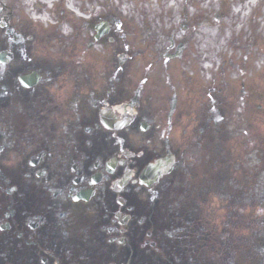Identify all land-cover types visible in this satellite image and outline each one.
I'll use <instances>...</instances> for the list:
<instances>
[{
  "label": "flooded vegetation",
  "instance_id": "flooded-vegetation-1",
  "mask_svg": "<svg viewBox=\"0 0 264 264\" xmlns=\"http://www.w3.org/2000/svg\"><path fill=\"white\" fill-rule=\"evenodd\" d=\"M18 29L20 37L0 38V71L4 77L0 79V122L8 124L10 132L5 133L0 123V159L3 158L0 163V264H122L125 246L116 241L122 237L124 225L116 218L122 211L134 218L149 210L145 203L138 204L148 191L146 188L132 187L120 194L113 192L111 186L108 188L110 180L121 179L125 172L120 165L125 161L122 149L137 151L140 147L135 139L146 135V112L132 105L141 99L138 93L131 95L130 88L134 86L136 73L135 55L130 49L121 52L118 47L113 48L117 40L109 43L105 54H93L86 49L82 54L74 52L75 49L71 53L53 52L50 43L62 41L43 38L31 42L32 46L42 49L39 54L31 49V39L27 41L26 33L21 30L27 28L19 26ZM75 45L76 42L67 43L64 48H75ZM3 54L5 56H1ZM122 55L127 63H122ZM142 55L146 57L147 52L143 51ZM56 56L77 63L70 70H63L50 64ZM166 57L172 61L170 54L157 58L166 60ZM80 59L89 61L85 67L101 66L104 72L114 67L116 89L111 86L113 80L105 81L103 72L94 86L86 71L76 75L74 70L81 68ZM136 60L142 62L143 58L137 55ZM150 67L146 61L144 65H136V71L140 68L145 71L143 83L151 81L156 93L153 95L176 104L187 83L183 71L176 64L156 63L155 71L166 76L167 83L161 87L158 82L163 81L161 78L149 80ZM30 76L33 78H28ZM72 86L77 89L65 98L66 111L60 112L58 105ZM104 87L110 91L103 92ZM130 95L133 100L129 104ZM155 100L152 97L148 102V113L156 120L165 115L166 109L154 108ZM120 104L131 105L137 112L128 114L134 121L129 128L132 138L127 134L106 135L99 126L101 110ZM17 106L23 107V112L11 116ZM172 113L173 110L167 115L168 119ZM146 117L147 123L150 122L148 114ZM59 128L64 132L56 136L54 131ZM155 132L150 122L147 138L153 137ZM141 150L143 153L132 160L130 167H140L157 156L147 148ZM111 156L114 157L107 160ZM98 175L100 181L95 183L93 180ZM84 190L93 192L91 197H80ZM164 193L166 190L160 192ZM183 193L175 189L169 197L179 198ZM113 195L123 196L129 208H124ZM109 223L113 226L111 232L102 226ZM137 227L134 222L129 225V243Z\"/></svg>",
  "mask_w": 264,
  "mask_h": 264
},
{
  "label": "rangeland",
  "instance_id": "rangeland-1",
  "mask_svg": "<svg viewBox=\"0 0 264 264\" xmlns=\"http://www.w3.org/2000/svg\"><path fill=\"white\" fill-rule=\"evenodd\" d=\"M102 1V9L106 12H109L111 9L109 4H111L112 1ZM134 1V4L139 3V0ZM185 1H190L191 5L187 7ZM0 2V9H3L1 16L8 14L10 15V19L7 24L10 26V30L12 31L10 36H20L21 33L18 29V26L21 25L22 18L20 17L21 8L18 1L0 0ZM232 2L234 1L206 0L204 2V0H183V4L179 7L180 9L178 8V6H176L175 10L177 11L179 9V12L177 13L178 17L182 19L186 17V30L183 35H181L180 33H178V35L182 36L181 44L184 45L182 51L180 48L179 52L181 51V54L188 60L186 64H183V68L187 70L188 76L190 78H193L191 81H189L188 85L191 86L189 90L196 89L195 80H197L196 78L198 77V72L196 73V71H199L198 69L201 68L203 63L205 65H208L206 61H211V63H214L218 56L222 58L226 57L225 59H230L231 57L236 56V63L239 67L240 57L246 54L245 61H247L248 64L251 60H253V62H250V65L254 66L255 64H258L260 67H264V65L260 64L259 58H261V56H258V54H256L259 53L260 55H264V42L262 41V39H264V31L263 33H261L262 28L264 30V25L262 24V21H264V18L262 16L264 14V10L261 7L262 12L260 9L254 14L251 20L246 22L245 30L238 38L236 37V35H234V28H232L231 26L233 22H235L236 24L239 23L238 19H235V17L230 14V8H232L231 6L233 4ZM204 3H208V6L204 7ZM92 5H97L94 0H92ZM261 6H264V0L262 1ZM133 7L135 6L133 5ZM189 7H192V10H190ZM164 11L165 9H163L162 7L158 8V10H156V7H148L145 10L140 11V17H142L140 18V20L145 21V25H142V27H140V37L142 38V40H144V42H146V40H160L162 38L166 40L168 44H170V37L166 36L165 38V35L161 34V31L165 29V24H167L166 12L164 13ZM110 13L117 16V18L118 16H122L119 14L118 8L116 7H113ZM257 15L260 17V21L255 20V17ZM229 16L232 18L231 23L229 22ZM206 18L208 19L209 25L203 24V27L199 28L197 26L198 23L195 22L192 24L193 19H197L196 21H203ZM125 20L127 21V24H124L128 27H131L132 23L128 21L127 18H125ZM79 23L85 25L84 22ZM14 26L15 28H13ZM206 28H209L214 32V37L212 36L211 39L207 38L210 34L206 31ZM21 30L26 33V35H30L32 37L35 33L31 29L30 32L25 29ZM142 30L147 33H143ZM5 32L4 30L0 31V36L4 35ZM39 34H43V36L48 35L46 31H44L43 33L39 32ZM110 36L113 37V35ZM77 37L79 40L84 41L86 35L80 33ZM121 37H123V35L117 34L115 38H118V48L121 52H124L125 47L123 48L122 44L126 45V43L120 39ZM215 39L217 40L219 45L223 42V45H227L229 47L237 46V52L232 49L230 53L224 51V53L222 52L217 55V53L213 52L214 46L215 44H217V42H215ZM199 40L203 45H206L207 43L206 48L204 50L202 49V51L198 50L200 45ZM32 45L34 44L31 43L30 46ZM104 46L109 48L107 38L104 40V45L102 46V49L100 51L101 54L106 53V49ZM239 48H241V51H239ZM31 49H33L35 53L42 54V49L38 45L32 46ZM75 49L78 52L83 50V48L79 46ZM130 50L133 53L131 48ZM171 50L172 53H177L176 48H172ZM50 51L55 52L56 49L54 48ZM116 55H118L117 52ZM144 58L146 59L145 61L152 66V68L150 67L149 69V80L159 77L163 80H158L159 84L161 85V87H165L167 83L165 80L166 76L163 74V72L157 73L154 68L155 62H157L158 59L154 57L153 54H147ZM80 61L81 63L78 64L81 68H75L74 70V73L76 75H80L79 72L81 71H86L87 74L90 75L92 86H94L97 83V78L101 75V72H103L105 81L108 82L109 80H113L111 86L116 89V78L115 74L112 73L114 67H109V69L104 72L101 66L85 67L84 65H87L89 63L87 59H80ZM76 63L77 62L69 58L58 56L50 60V64L52 66H60L63 70H70V68ZM164 63L166 62H163V60H161L160 64L163 65ZM133 67L136 73L133 79L134 86L130 87L131 95L137 93L141 95L139 104L142 105H140L139 107L141 108L140 111L146 112L145 121L147 122L146 115L148 114V118L152 126L159 129L161 139L160 137H157V140L154 141V143L162 152L161 157L166 156V153L182 157L181 160L176 159V157L174 158L175 164L177 165V171H182L183 169L182 176L180 177V182L186 192L181 195V201L183 203L192 202L188 190L192 192L197 190L198 193V195L196 193L197 203H195L194 206H190L187 211H184L185 209H183L182 213H180L181 206L178 204L179 198L171 197L169 199L167 196H165L163 204H161L163 208L162 211L164 210L163 212H161L159 209V203H156L153 217L148 220V222L150 223L146 224V226H154L155 224H157V222L162 223L158 225L157 231L154 236H150L155 239L151 240L150 238L146 239V241H155L157 244H161L162 246H166L169 244L178 245V248L173 249L170 252H165L163 256H170L176 261H182L184 264H226V262L222 259L223 256H221L222 250L227 254L230 250H233V252L235 251L233 255L228 254L227 257H225L227 260H229L230 258H233L235 260H255L258 264H264V214L258 213L257 211L252 212L254 215L252 217L251 215H248V213L245 214L247 211V209L245 208L248 205H251V208H255L256 206L261 204V211H264V117L254 116V114H257L256 110H264V100L262 96L258 95L256 91L249 89L248 85H245V87L243 86V91L239 93L242 96H245L247 94H249V96H253L252 98L246 99L247 103L252 108L253 119H251L250 128L245 123V118L237 114L238 106L240 108H243V105H236V112L235 110H233L234 116H232L231 119L224 121H215L217 118H220L219 115L222 116L221 114H219V110L226 111L227 105H222L219 107L217 105L207 104L203 106L201 102H197L198 97H192V94L189 96V105L184 102V99H179L176 104H172L167 99H162L156 95H153L156 94L152 88L153 83L151 81L146 84L143 83V79L145 76L144 69L140 68L138 71H136L135 64L133 65ZM244 75L247 78H253L255 76L254 73L247 70L243 75H241V78H243ZM3 78L4 77L0 76L1 80ZM76 89L77 88L75 86H72L71 91L63 95L64 99L62 100V103L58 105L60 112L66 111L65 109L67 108L68 101L65 100V98L75 92ZM54 90L56 89L54 88L53 91ZM109 91V88H103V92ZM131 95L127 99L128 103H132L133 98L131 97ZM152 97L156 98L155 102H152L154 108L158 107L169 111L172 107L173 113L170 116L171 122L168 121L165 117L164 120L159 119V117H157V119L155 120V118L151 116L150 113H148V102L151 101ZM214 98L215 96L211 97L210 94H207L206 99H208L210 102L213 101ZM253 99L257 100L258 102ZM174 107L176 108V110H174ZM12 111L13 112L11 113V116L15 114L20 115L23 112V107L17 106L16 109L14 108ZM212 112H214L215 115H212ZM188 114L189 117L186 118L185 116ZM200 116L203 119L198 123H193V121ZM212 119L213 121H211ZM0 123L4 125V132L7 134L10 133L9 128L7 127L8 124H6V126L3 122ZM56 123L62 128L65 127L64 125L59 124V122ZM226 124L228 131L226 129ZM174 126H177V131L174 132V138L177 141L172 142L170 135H168L167 133V131H169V129L167 128L170 127V129H172V127ZM211 127L214 128V138L211 137ZM62 128H59V131L55 129L54 134L56 136H60L58 132H64ZM200 131L205 132V137ZM181 134H185V136L190 138L191 140H193L192 136H194V143L188 144L189 139L185 140L184 143H181L182 147L180 148L179 142ZM164 136L168 137L169 139L164 140ZM244 138H250L248 142H251V145H253V147L252 151L248 153L247 160L244 161V166H242L240 163H235L239 158H241V155L243 153L239 147L243 148ZM208 150L212 151V158H210L209 156L207 157ZM9 159L14 158L10 157ZM212 160H214L213 163ZM2 162L3 158L0 159V163ZM244 169L252 171V184L255 189H252L253 194L250 197V195H247V191L245 190L246 186L244 184V189L238 195L233 204H231L230 202L226 201V192L219 191L220 186L223 185L224 189H233L235 181H237V187L241 186L242 182L240 181V178H246V176L243 174ZM174 176L175 178H177L179 176V173L175 172ZM223 177L225 178L221 180ZM168 181L169 183L172 182V175L163 177L161 183H168ZM158 186L159 184L157 185V187ZM207 193H209V195L214 194V196H207ZM173 200H177V202L170 204ZM192 209L195 213H192ZM230 211L234 212L231 216L230 221V223L232 222V224L228 223L231 228V235H235L238 238V240L236 241L242 242V246L235 247L233 249H229L225 245H215V237L220 234L222 226H224L226 230L227 213ZM193 219H196V221H193ZM239 221H242L244 223L241 224ZM245 236H250L252 246H246L247 241L245 239ZM259 237L261 238V240ZM199 243H204L201 247H199V253L187 249L190 244ZM257 243L259 244L256 245ZM256 246L257 248L254 249L253 247ZM214 247L215 249H220L217 254V256L219 257L218 261L217 259H215V256L208 257L206 255L200 254V252L205 249H209V253L211 254ZM248 247L253 248L251 256H249L250 250ZM229 262L231 264H235L231 260H229ZM138 264L142 263L139 262ZM158 264L160 263L158 262ZM244 264H248V262Z\"/></svg>",
  "mask_w": 264,
  "mask_h": 264
},
{
  "label": "bare ground",
  "instance_id": "bare-ground-1",
  "mask_svg": "<svg viewBox=\"0 0 264 264\" xmlns=\"http://www.w3.org/2000/svg\"><path fill=\"white\" fill-rule=\"evenodd\" d=\"M205 1L206 0H204V2ZM83 2H85V0H81L80 1V3H83ZM94 2L97 5H99V6L102 5L98 0H94ZM256 2H257V0H250V3L253 4V5H255ZM28 3H30V2H28ZM117 3H118L119 6H126V7H132L134 5L139 11H143L144 9H146L148 7H150V8L151 7H158V6H161L164 3L165 4H172V5H179L178 0H139L138 4L132 3L131 0H118ZM203 6L204 7L208 6V3H204ZM92 9L94 10V7H92ZM245 16L246 15L243 14V17H240L239 19L243 20V18H245ZM236 18H238V17H236ZM207 22H208V20H207ZM172 25H173L172 21H170V26L172 27ZM103 29L105 30V26L103 24L99 25V30L102 31ZM206 31L210 34L207 38L211 39L212 36L214 37V32L212 30H210L209 28L208 29L206 28ZM165 35H167V33H165ZM215 42H217L216 39H215ZM206 45H207V43H206ZM206 45L203 47V50L206 48ZM217 52H224V49L222 48L221 45L218 46ZM122 164L123 163L120 162V165H122ZM113 165H112V167H113ZM162 169L167 170V169H169V167L167 165L166 166H162ZM160 174H161V170L158 169V168L156 169V167L153 168L152 171L148 173V175H150L152 177L153 181H156Z\"/></svg>",
  "mask_w": 264,
  "mask_h": 264
},
{
  "label": "clouds",
  "instance_id": "clouds-1",
  "mask_svg": "<svg viewBox=\"0 0 264 264\" xmlns=\"http://www.w3.org/2000/svg\"><path fill=\"white\" fill-rule=\"evenodd\" d=\"M47 8L52 9L55 6V0H46ZM79 0H67L65 3V7L70 12L74 13L77 17H84L88 18V16L91 14V8L94 7L93 5L87 4L86 0L83 4L84 7L89 8V12L85 13L80 10V7L78 6ZM235 11H240L239 8L234 9ZM26 14L29 16V18L33 22H41L44 24L45 27H47L50 24H55L56 21L53 20L48 12H44L43 14H37L34 9L31 7V4H29L28 8L26 9ZM246 14V13H245ZM62 31L65 34H68L71 31L70 25L65 24L62 27Z\"/></svg>",
  "mask_w": 264,
  "mask_h": 264
}]
</instances>
